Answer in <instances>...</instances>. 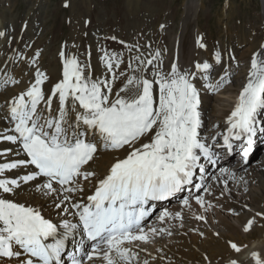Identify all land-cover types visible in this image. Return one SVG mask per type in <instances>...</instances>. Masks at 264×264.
Segmentation results:
<instances>
[{
  "label": "snow or ice",
  "instance_id": "snow-or-ice-1",
  "mask_svg": "<svg viewBox=\"0 0 264 264\" xmlns=\"http://www.w3.org/2000/svg\"><path fill=\"white\" fill-rule=\"evenodd\" d=\"M220 59L217 52L216 62ZM103 60L110 77L93 80L76 57H65L62 79L51 86L47 98L44 84L48 76L37 68L34 83L11 101L14 134L0 139L19 144L27 159L0 164V177L25 165L34 170L19 179L0 178V191L14 193L22 182L44 177L46 180L36 186L37 191L45 195L63 193L57 207L64 201L71 202L74 194L84 192L82 181L88 182L92 191L85 200L70 203L76 209L78 222L65 219L62 225L46 219L31 206L0 197V257H23L17 264H61L69 237L81 229L92 242L91 251L85 253L88 261L96 257L101 264H134L138 253L130 245L136 241L148 243L154 235L166 231L146 223L153 214V202L187 191L197 205L205 207L204 197L193 196L192 190L209 191L201 160L203 156L215 164L217 159L198 131L202 124L201 100L193 83L195 73L181 70L176 64L165 72L159 51L151 59L138 55L134 58L135 67L133 61L127 65L132 75L120 72L126 80L113 93L118 78L115 69L124 60L122 55L107 51ZM195 68L204 74L206 88L215 92L222 87L219 82H208L212 65L197 63ZM53 99L58 104L55 114ZM262 111L264 52H257L253 54L247 83L227 117V135L223 136V146L229 150L233 140L241 142L245 162L253 152L258 132L264 134V127L257 126ZM122 149L125 155L114 156L106 172L92 170L101 154ZM182 204L192 206L188 197L183 198ZM169 218L183 220V213L164 209L156 217L161 222ZM195 218L205 219L203 215ZM253 223L249 220L244 231L251 230ZM229 244L235 252L242 251L236 243ZM251 257L254 264H264L260 252L253 251ZM72 264L83 262L73 254ZM229 264L240 262L231 259Z\"/></svg>",
  "mask_w": 264,
  "mask_h": 264
},
{
  "label": "rangeland",
  "instance_id": "rangeland-1",
  "mask_svg": "<svg viewBox=\"0 0 264 264\" xmlns=\"http://www.w3.org/2000/svg\"><path fill=\"white\" fill-rule=\"evenodd\" d=\"M71 41H74L72 47L80 50L82 57L86 59L85 70L89 76L91 75L89 70L95 69L103 78L110 77L103 60L105 51L109 54L122 55L124 63L119 69H115L117 73L127 68L129 61H133L135 67L136 56L151 59L157 51L162 62L167 58H178L176 56L178 54L182 65L190 64L189 66L191 68L194 66L196 72L197 63H209L212 69L208 82L212 84L219 82L223 87L213 92L205 87L206 80L197 74L193 83L200 92H207L212 97L209 112L215 115L217 122L222 123L224 119L221 118L220 112H225V116L230 115L231 107L242 90L239 86L247 82L253 54L264 48L263 1L0 0V50L3 49L4 56L12 54L10 62L16 57L20 61L29 60V63L21 62L15 69H12L8 61L10 78L15 76L16 69L24 67L36 68L32 70L36 72L38 65L41 66L38 69L44 72V65L47 66L46 69L49 68L48 70L63 65L65 56L62 57L61 53L65 55ZM10 44L11 54L10 47H7ZM217 52L221 57L219 63L216 62ZM170 64L162 63L166 72ZM1 67L3 69L2 65ZM128 70L132 74L131 70ZM228 75L230 78L227 80L231 81L230 83L228 81L226 83L225 78V82L221 80V77ZM90 78L93 79L92 75ZM1 87L3 84H0V89ZM213 141L218 143L219 139L214 138ZM236 149L235 155L238 158L241 153L239 148ZM257 153L252 158L248 157L244 176L262 170L261 174L256 176L254 173L250 177L247 188H244V194L241 195L243 198L251 194L252 196L245 200V204L238 202L236 199L239 196L238 190L232 192L233 196L226 197L224 201L223 206L230 209L227 208L228 213L220 217L217 227L227 237L230 234H239L243 237L264 228V159H261L264 155V139ZM216 157L218 158L217 154ZM213 186L209 190L210 195L221 193L217 186ZM235 218H240L241 223L236 222ZM191 219H183L178 225L186 230L184 233L186 232L187 236H198L206 240V234L203 233L213 232L212 225L209 226L207 223L205 226L193 225L192 221L199 220L195 217ZM249 220H254V223L251 230L245 232L244 227ZM164 240L167 241V238ZM142 246L149 249L154 247V244L145 243Z\"/></svg>",
  "mask_w": 264,
  "mask_h": 264
},
{
  "label": "bare ground",
  "instance_id": "bare-ground-1",
  "mask_svg": "<svg viewBox=\"0 0 264 264\" xmlns=\"http://www.w3.org/2000/svg\"><path fill=\"white\" fill-rule=\"evenodd\" d=\"M262 1L264 7V0ZM73 42L74 41H71L68 44L64 56L76 57L80 62V64L84 66V70H85V67L87 66L86 59L82 57L80 50L72 47ZM11 45L12 44H10L9 46L7 45V47H10V54H11ZM2 51L3 49L0 50V54H1L0 61H1V65L3 66L2 69L0 65V84H3V87H1L0 89V137L14 134L11 131L14 127V124L10 116V103L13 100V98L17 97L20 93L26 91L28 87L32 83H34V78L36 73L35 71H32L35 70L36 68L31 69V66L30 69L28 67L27 68L24 67L22 69H16L15 76H12L10 78L9 77L10 68L7 69V66L9 64L8 63L9 59L12 57V54L10 56H4L5 54L4 53L2 54ZM259 52H264V48L260 49ZM173 55H175V53ZM176 56L178 58L169 57L170 59L167 58L165 62L166 63L168 62L169 64L171 63L170 65L176 64L181 68V70H188L192 73H195L205 81V79L203 78L204 75H201L200 72H196L194 66L191 65L192 68L189 66L190 64L188 66L187 65L183 66L181 57L178 54H176ZM17 60L18 59L16 57V59L13 58L12 62L9 61L12 69H15V67L20 65L21 62L29 63V60L27 61L24 60L17 61ZM42 61H44V59H42ZM165 62L161 61V67H162V63L164 64ZM47 63L49 62H46V64ZM39 67L41 66L37 65V68ZM44 68L45 70L49 69V68L46 69L47 68L46 65H44ZM91 68H93L92 64H91ZM162 69L164 70V67H162ZM167 69L169 70V68ZM45 70L43 71L48 76V80L44 84L45 96L47 98V96L50 94L49 89L51 88V86L62 79L63 65H58L55 68L51 67L50 70L48 71ZM89 71L91 72L93 79H103V75L99 74L98 70L93 69V71L92 70ZM120 72H127L128 75H132L129 72L128 68H124L123 70L119 71L117 73L118 78L113 86V93L118 91L123 86V83L126 80V77L119 75ZM85 74H86V70H85ZM137 75H139V73H137ZM224 78L227 83L228 81L227 78H230V75ZM13 80L16 82L13 83L12 82ZM246 83H242L241 87L239 86V88L242 89ZM229 86H231V84ZM226 88H228V86ZM238 97L239 95L237 96L236 99L234 98L235 101H234V105L231 107V111L234 109L235 104L238 102ZM200 100H201V104L199 111L201 113L200 119L202 121V124L201 127L198 129V131L200 133L202 142L208 144L211 147L212 151L218 155V158L216 157L217 163L215 164L210 163L202 156L201 162L204 164L205 167V172L203 173L205 177L204 183L206 187L210 186L209 190L213 185L217 186L221 190V193L216 194L215 192H213L215 194L210 195V191L205 192L202 189L200 192L197 193L195 189H193L192 190L193 196L202 195L204 197L205 201L207 202L205 207H201L200 205H197L195 200L191 198L189 192L187 191L178 193L176 196L170 197L167 200L153 202L155 204V208L153 210L152 216L148 217L146 223L153 225L157 228L166 229V231L162 233H158L151 238L150 242L148 243L154 244V247L152 248L146 249V247L142 246L145 243L140 241H136L132 245H130L132 250L138 253V257L136 258V261H134V264H143L145 260L148 261V264H229V261L231 259L238 260L240 264H254V261L251 257V253L253 251L260 252L261 256L264 257V228L257 229L253 233H248L247 236H243V237L239 234L238 235L230 234V236L227 237L222 232V230H219L217 227V224L220 223V217L226 215V213H228L229 211L228 209H230L229 207L223 206L226 197L228 196L232 197L233 196L232 192L239 190L238 191L239 196H237L236 199L238 202L245 204L246 201L248 200V197L249 196L251 197L252 194L247 195L244 198L241 197V195L244 194V188H247V183L249 182L248 180L250 179V177L253 176L254 173L257 174L256 176H259L262 170L259 172L254 171L251 174L249 173V176L247 175L244 176L246 162H244V158L242 156L241 151H240L241 153L240 157L238 158L236 157L235 155L236 149L234 147L233 141H232L233 148L231 150L223 146L224 144L223 141L221 145H216V142L213 141V139L221 135L220 130L223 128L224 124L217 122L215 119V115L209 112V107L212 101V97L207 92H200ZM229 105L231 104L229 103ZM57 107H58L57 101L53 99L52 101L53 114L56 113ZM220 113H222L221 118L223 119L229 116V115L225 116V112L223 111ZM257 126L264 127V111H262L258 116ZM263 139H264V134L258 132L256 137V143L253 148V152L249 155V158H252V156H254L257 153L258 147L261 145ZM238 143L241 142L239 141ZM9 149H11V151H8ZM124 155L125 152L123 149L116 152L103 153L100 155V159L95 163L92 170L98 173H104L106 172L110 164L113 162L114 156L123 157ZM21 159H27V157L19 144H13L9 141L0 139V164L13 162ZM261 159H264V155ZM91 163L92 162H90V164ZM259 168L261 169V167ZM223 169H227L228 170L227 173H224L222 171ZM31 170H34L33 166L31 165L21 166L17 169H12L11 171L5 172L4 176L0 178L7 177L9 179H19L20 177L28 174V172ZM199 175L200 174L198 173L197 177H195L197 181L199 180ZM45 180L46 178L44 177H38L36 181H30L28 183L22 182L20 184V187L14 190V193H3L2 191H0V197H8L12 199L14 202L23 203L25 204V206H31L34 209L39 210V212L46 219H50L53 223L62 225L65 219H67L72 223H77L78 216L74 215L76 209L71 208L70 203H75L77 200L80 201L85 200L86 195L91 194L92 186L88 182L82 181L84 192L74 194V199L71 202L64 201L62 202L61 207H57L56 206L57 203L62 201L63 193H59V194L50 193L48 195H45L42 191H37L36 186L38 184H43ZM185 197H188L190 199L192 205L191 208H187L182 204V200ZM217 199H219L220 201L217 202L216 201ZM63 208H67L68 210L63 211L62 210ZM164 209H167L173 213L177 211H181L183 213V219H187V220H189V218L191 219V217L194 218L196 216L203 215L205 217L204 220L198 219L199 220L198 222L197 220L192 221L191 224L205 226V224L207 223L209 226L212 225L211 227L214 228V230L213 232L203 233L206 234L207 237L206 240H202L198 236L189 237L185 234L186 232L184 233V231L186 230H184L182 226L178 225V223L182 220L169 218L166 219L164 222H161L158 219H156V217ZM235 220L238 223H241L242 221L240 218H235ZM168 232H170L171 235H169ZM164 238H167V241H165ZM229 241L234 242L238 246H240L242 251L239 253L235 252L230 247ZM49 242L52 241L50 240ZM91 245L92 243H88L82 230L77 229L74 236L69 237V240L67 241L66 250L61 258V264H71L73 254L76 256V258L81 259L83 262V258L86 257L85 253L91 251ZM21 251L23 250L21 249ZM22 258L23 257H15V256L11 258L0 257V264H17V261L21 260ZM83 264H101V261L99 260V258L94 257L92 261H87V263H83Z\"/></svg>",
  "mask_w": 264,
  "mask_h": 264
}]
</instances>
